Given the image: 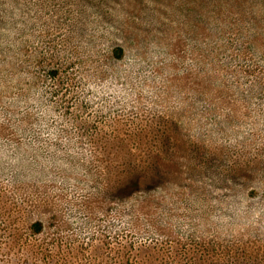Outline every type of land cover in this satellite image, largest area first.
<instances>
[{"label": "rangeland", "instance_id": "1", "mask_svg": "<svg viewBox=\"0 0 264 264\" xmlns=\"http://www.w3.org/2000/svg\"><path fill=\"white\" fill-rule=\"evenodd\" d=\"M202 11L210 3L0 0V264H227L229 247L264 237V199L241 203L226 174L210 179V156L204 175L166 166L153 189H117L152 167L157 137L197 132L210 96V53L192 33L210 23ZM229 71L228 86L248 85ZM258 102L228 99L250 111L228 142L264 133Z\"/></svg>", "mask_w": 264, "mask_h": 264}, {"label": "trees", "instance_id": "2", "mask_svg": "<svg viewBox=\"0 0 264 264\" xmlns=\"http://www.w3.org/2000/svg\"><path fill=\"white\" fill-rule=\"evenodd\" d=\"M226 1L229 0H200L210 3L209 12H200L204 18L206 15L210 17V23L203 26L195 24V29L192 30L203 59L210 53V89L207 88V91L210 90V96L208 95V99L204 96L203 101L207 109L198 114V124L193 128L197 129V132L186 136L170 133L157 137L159 149L155 147L159 151L152 153L153 158L149 162L152 167L146 169V166H143L144 169L133 171L129 179L117 187L120 193L157 187L163 178V167L166 166L173 170L179 169L182 173L193 171L204 175L206 165L203 160L210 156V179H220L219 176L224 177L226 174L229 181L235 184L232 190L239 196L237 199L241 203L248 204V198L264 199V133L254 128L248 131L247 137L241 141L228 142L232 137L235 121L245 114L243 111L238 114V105L231 107L228 104L232 95L245 91L249 98L260 99L262 102H258L254 107L256 116L261 118L264 114V0H253L255 3L262 2L261 7V4H250L251 0H238L242 1L243 7L229 9L223 6ZM212 5L216 7L211 9ZM237 44L244 45L242 50H236ZM124 49L119 47V54H122ZM255 56L260 57L262 61L256 64ZM241 58L252 61V64L244 61L242 63ZM204 61L206 60L202 62ZM229 70H241V75L248 85L244 88L228 86V77L225 78L224 75L230 72ZM234 76L233 74L231 78ZM51 77L54 78V72ZM236 80L238 81V78ZM205 88H200V91H206ZM226 108L229 110H225ZM249 113L250 111L246 114ZM164 129L172 131L173 127L168 125ZM139 141L143 144L148 139L140 138ZM163 151H168L170 157L167 158ZM131 157V161H134L138 156ZM136 164L135 166H140ZM1 203H5L4 200ZM2 215L4 216L1 217L7 220L5 213ZM8 220L12 221L11 218ZM44 226L42 218L35 219L30 225L35 232L41 231ZM228 250V253H225L227 264H230V261L240 264H264V237L260 234L252 236L238 247H229Z\"/></svg>", "mask_w": 264, "mask_h": 264}]
</instances>
